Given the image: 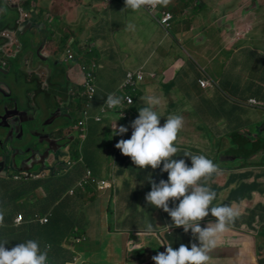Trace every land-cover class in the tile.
Returning <instances> with one entry per match:
<instances>
[{
  "label": "crops",
  "instance_id": "obj_1",
  "mask_svg": "<svg viewBox=\"0 0 264 264\" xmlns=\"http://www.w3.org/2000/svg\"><path fill=\"white\" fill-rule=\"evenodd\" d=\"M4 1L7 0H0V24L3 20L9 29L0 27L1 36L9 33L8 46L16 41L21 51L23 46L35 49L32 47L37 40V53L43 47L39 55L44 61L53 58L56 63H62V58L53 49L52 39L44 36L49 34L54 38L60 26L75 27L76 33L69 28L62 41L74 56L83 57L81 64L95 66L98 89L94 100L97 106L108 94L120 93L128 72L143 73L133 93L134 102L126 108L127 118L132 116L134 121L137 115L132 114L133 109L144 107L141 97L151 95L161 101L155 108L162 116L161 125L169 115L185 119L186 124L178 133L175 145L181 151L175 158L185 159L191 166L190 157L183 156L189 151L205 155L219 165L223 170L221 174H214L208 181L217 193L213 204L230 205L241 213L217 238V256L222 254V259L228 258V264H260L264 251L256 253V238L264 232V69L251 78H247V72L255 71L253 64L257 58L263 60L264 0H171V4L163 7L174 16L168 32L145 10L125 8V0H24L15 24L16 18L12 14L7 16V11L15 10L17 6L8 2L6 5L10 9L6 10L1 8ZM208 4L212 15L205 19L201 14ZM77 15L81 23L76 20ZM187 21L191 22L189 28L183 24ZM233 23L237 25L232 26ZM129 24L135 29L129 30ZM241 28L252 37L246 33V37L238 41L235 35L224 39L228 33ZM212 35L214 47L210 46ZM22 36L25 40L20 43ZM256 36L261 39L255 41ZM239 41L243 42L237 45ZM5 42L0 38L1 47L7 46ZM8 53H13V47ZM64 61L69 62L68 58ZM71 62L65 72L70 80L69 90H64L54 76L47 77L43 66L31 68L32 73L44 79H39L38 98L35 95L37 105L28 109L30 117L42 116L41 122L49 120V123L54 122V117H60L64 122L72 120L60 112H63V106L56 102L58 97H65L70 92L73 113L72 88L82 83L84 75L80 65ZM29 64L33 62L29 60ZM203 73L212 78V86H200L199 80L205 78ZM30 79L29 86L34 82L32 77ZM255 80L260 84L254 83ZM56 87L54 95L52 92ZM46 93H50L56 102L54 113L49 112V116L36 113L41 103H52L45 98ZM252 99L257 104L250 103ZM93 111L95 114L97 109ZM108 114L104 117L109 120L105 121L106 125L87 124L97 132V138L87 127L85 155L93 174L108 180L109 189L98 191L94 185V188H77L70 194L87 167L79 159L72 167L68 166V162L73 161L69 160L73 147L54 150L49 167L51 172L34 174L30 180L27 173L13 179L0 173V193H6V198L4 194L0 197V210L5 213L7 225L0 228V243L7 241V249L31 239L38 241L42 249H47V264H155L152 257L165 252L167 245L178 249L181 244L191 248L193 242L199 243L190 230L185 233L183 227L169 228L172 219L168 213L146 202L145 196L151 191L149 175L158 183L161 179L167 180L168 174L160 169L153 170L151 166L139 169L130 157L114 148L121 137L111 144L114 161L106 162L100 170L109 173L111 178L96 173L99 170L92 163L99 156L97 147L102 145L108 151L111 140L108 137L113 134L111 124L116 121L117 126L122 125L118 118L108 119ZM131 122L123 126L128 127V133L132 135ZM63 127L73 129V125L67 123ZM101 135L106 138L97 144ZM72 140L75 144L74 135ZM260 147L262 150L257 154L261 157L257 160L253 150ZM29 199H33V203L27 201ZM178 203L170 201L169 206L176 207ZM37 216L48 217L50 221L42 224L36 220ZM20 217L23 218L21 223L17 222ZM216 219L210 214L200 222L201 227H207ZM146 222L154 225L152 234H145ZM208 256V264H214L211 261L216 258L215 249L209 250ZM222 259L217 264H222Z\"/></svg>",
  "mask_w": 264,
  "mask_h": 264
},
{
  "label": "clouds",
  "instance_id": "obj_2",
  "mask_svg": "<svg viewBox=\"0 0 264 264\" xmlns=\"http://www.w3.org/2000/svg\"><path fill=\"white\" fill-rule=\"evenodd\" d=\"M171 0H125V8L139 11L143 8L167 7ZM134 30L133 24L128 25ZM213 85V84H212ZM123 97L108 94L106 105L110 109L122 105ZM141 100L145 106L139 108L138 117L131 122L132 135L130 139H120L115 147L123 155L131 158L139 169H160L168 174V179H161L158 183L149 175L151 191L146 196V202L162 209L172 219L169 228L183 227L185 233L189 230L194 240L191 248L181 244L178 249L167 245L165 252H159L152 257L155 264H208V252L216 245L217 238L224 233L228 226L234 224L241 215L239 210L230 205H214L217 199L216 191L212 190L208 181L213 175L223 171L205 155H197L185 151L183 156L190 157L191 166L185 159H176L181 149L178 143V133L183 129L184 119L179 115L167 116L161 125L160 117L155 110L161 101L155 96H143ZM113 135L123 136L129 131L126 126H117L116 121L111 124ZM179 201L176 207L169 203ZM211 205V208L209 207ZM211 214L217 218L209 222L207 227H201V221ZM7 227L5 213L0 210V228ZM154 225L145 223V234H152ZM139 234V233H138ZM7 241L0 243V264H47L48 251L42 249L36 240L19 243L10 250L5 247Z\"/></svg>",
  "mask_w": 264,
  "mask_h": 264
},
{
  "label": "rangeland",
  "instance_id": "obj_3",
  "mask_svg": "<svg viewBox=\"0 0 264 264\" xmlns=\"http://www.w3.org/2000/svg\"><path fill=\"white\" fill-rule=\"evenodd\" d=\"M4 2H6V3L5 4L3 3V6L1 8H4V9L7 10V8H9V7L6 4H8L9 1L7 0V1H4ZM171 3H172V1H171ZM190 6L192 7L193 5L190 4ZM208 8H209V4L205 8V10L202 11V14H201V16L204 17L205 19L206 18L208 19L209 14L212 15L211 14V10L209 11ZM78 12L80 13V10H78ZM146 12L149 14L148 11H146ZM162 12L164 13V12H166V10L163 9V6H160L159 9L157 10V14L156 15L161 16V13ZM79 13H78V15H79ZM10 14H12V17H15L16 18V20H13V23L15 24V21H18V19L20 17V13H19L18 8H16L15 10H11L10 9L9 11H7V16H9ZM196 14H198V12H196ZM78 15L75 18H76V20L79 23H81V21L78 18ZM258 16H260V18H261V15H258ZM6 20L7 19L5 18V21ZM9 21H7V22H9ZM183 24L186 25L187 28H189L190 25H191V22H188L187 21V22H185ZM231 25L232 26L233 25H237V23H235V24L233 23ZM0 27L2 29H5V30H8L9 29V27L7 26V23L6 22H3V20H2V24H0ZM54 27H56V24H54ZM171 27L168 28V31L171 29ZM69 28L73 31L74 34L76 33L75 27L73 25H65V26H60L58 28V30H57L58 37H57V35H55V37L53 38L52 36H49V34H46V36H44L46 38L47 37H50V39H52L51 40V43L53 45V49L55 48L54 51L56 52V55L58 54L57 56H59L60 59L62 58L61 65L59 63H56V61L53 58L50 59V61H44V60H42L40 58V55L37 53V47L39 46L37 40L34 43V47H32V48H35L36 47L35 49H30V47L23 46V50L21 52L20 51L17 52L16 50L19 49V43L16 42V41H14L11 46H9V48L13 47V53L9 56V64L13 63V67H12V70L10 72L11 75L9 77H7L6 80L10 83V85L17 87L18 91H15L14 97L15 98H18V99H21L24 102V105L22 106V108L31 109V104H32V107H33V105H35V106L37 105V99H36L35 95L38 98V87L41 86V81H43V79H44V78H41L40 77L41 75H38L40 78H38L35 75L30 76V78L32 77L34 79V82H33V84H31V86H29L28 82L30 80H28V82L26 81V79H25V77L23 75V72L24 73L25 72L32 73L31 72V70H32L31 68H33V67L43 66L44 69L47 71L46 72V76L47 77H49V75L54 76V80L55 81L58 80L57 82H60L62 84V87H63L64 90H66V89L69 90L70 80H69V78H67V75H65V72H67V70L70 68L72 62L69 61V62L66 63L64 61L67 58V52H66L67 51V48L65 46V43L62 41V39L69 33ZM37 32H39V31H37ZM246 33H247L246 32V29L245 28H241L239 30H236L235 33L234 32L233 33H228L227 36L224 39H228L229 37L234 38V35H235V37H236L235 39H236V41H238V39H244L246 37L245 36ZM247 36L248 37H252L251 34H249V33H247ZM40 37H41V35H39V38ZM5 38H7L5 40L6 41L5 43L8 44L10 42V39H9V37H5ZM259 39H261V36H256V38L254 40L256 41V40H259ZM24 40H25V36H22V38L20 39V43L22 41H24ZM223 41L224 40H222L221 42H223ZM213 42H214V36L212 35L210 46L213 45ZM242 42L243 41H239L237 43V45H240V43H242ZM233 44H234V42H233ZM16 45H18V46L16 47ZM182 47L185 48V45L182 44ZM212 47H214V46H212ZM237 47H239V46H237ZM208 48L209 47H206L205 50H208ZM7 53H8V51L6 52V54L4 55V57H7L8 56ZM16 53H17V57H16ZM261 58H263V60H261L260 58H257L255 60V63L253 64V66L255 67L254 68L255 71L254 72H247V78H251L253 76H256L258 74V72H261L264 69V54H261ZM29 60H31L33 62V64L30 65L29 64ZM44 69L41 68V70H44ZM200 80H202V81L199 84H201L202 82H206L203 79H200ZM38 82H40V83H38ZM254 83L260 84L258 82V80H255ZM72 84H73V86H76V84H74V82H72ZM248 84H250V82H248L247 85ZM206 86H207V83H206ZM35 90H36V93H35ZM56 90H57V87L52 92V94L56 95ZM73 92H74V90H72V95H73ZM45 98L47 100H49V101L51 100L52 103L51 104H47V103H43L42 104L41 103V107H44L45 109L44 108H41L39 106L40 108L37 109V112L36 113L37 114H40V115L47 114V116H49V112L54 113V108H55L54 107L55 106L54 104L56 102H57L58 105L59 104L62 105L63 106V112L62 111H60V112L61 113H64L65 115H67L69 117L68 119L72 118V120L69 121V125L70 126L73 125V135L75 136V144L73 143V145H71V143H69L68 145L65 146L66 147L65 150H67V149H69L71 147H73V149H74L72 156L69 157V160L70 159H73V161H71V162H73L75 164L76 163L75 161H77L79 159V161H82L81 162L82 164H85L88 167H90L89 166V163L87 162V158H86V155H85V150H86V147H87V145H86V137H87V134H88V132H87L88 131V129H87L88 125L87 124L88 123L92 124L93 121L92 120H89L87 123H85V125L83 127L84 128V131H83L82 134L78 132L79 128L76 125H78L79 120H83L85 122V116L82 114V111H78L77 110L78 106H81V104H80V101L81 100L78 99V98H74L73 97V105H72V107H73L72 112L73 113H71V108H70L71 100H69V99H71V93L70 92L65 97H63V95L60 96V97H58L57 100H56V102H55L54 98L51 99V94L50 93H46L45 94ZM5 99L7 100V99H10V98H5ZM67 101H69V104L68 105H66ZM3 103H6V102H3ZM65 106H67V107H65ZM136 107H138L137 104H136ZM32 113L36 114L35 111H32ZM64 114H61V115H64ZM132 114L133 115H137V117H138L139 110L138 109H133ZM34 117L35 116H33V118ZM107 118L108 119H111V120H114V119L118 118L119 122L122 123V125H127V126L132 121V116L130 118H122L118 114H114V113L108 114V117ZM39 119H40V123L38 125L35 123L34 119H32L31 120L32 122L30 123V126H31L30 130H32V132H34L35 134H38V135H40L42 133V127H41L42 126V123H43V127H44V133H45V128L47 126H51V127H54V126L61 127L64 124L63 123L64 121H62L60 117H56V118L54 117V122H52V123H49V120H46L44 122H41L43 120V117L42 116H39ZM105 121L106 122H109V120H105ZM105 121L99 123V125L100 126H103L104 124L106 125V122ZM184 124H186L185 119H184ZM74 128L77 130V132L74 130ZM48 129H49V132H51V129L49 127H48ZM89 129L92 132L95 131V130H93L91 128H89ZM35 134H29V137H27V138L30 141H32L33 139H36V141H39V136L38 135H35ZM93 135L95 136V138H97V132H93L92 133V136ZM118 137H120V136L116 135V137H115V135H113V134L111 135V133H110V137H108V139L111 138V140H109V143H110L109 150L107 151V150H105L103 148L102 145H99L97 147V149H98L97 153L99 154V156L96 157L97 158V161L94 164L92 163V165L93 166H97L96 169L99 170L96 173L100 172L104 177H106L108 179L111 178L110 177V174L107 173L106 171H103V170L100 171V170L103 168V166L105 165L106 162L108 164L109 163L111 164L114 161L115 152L112 150L111 144L113 143V141H118ZM105 138H106V136L101 135L99 137L98 142H96V143L97 144L101 143ZM114 139H116V140H114ZM31 146L33 147V145H31ZM114 148H115V146H114ZM255 149L257 150V148H255ZM24 156H22V157H24ZM27 156L29 157L30 155L27 154ZM254 157L257 160H259L260 157H261V155L260 154H257ZM51 160L49 161V163H51ZM21 162H22V159H21ZM48 171L51 172L50 169H48ZM65 174L66 173H64V175ZM1 175H3V173H1ZM28 180H30V179H28ZM4 187H5V185H4ZM94 187L95 186H93L92 188H94ZM31 188H33V186H31ZM97 188H98V191L101 190L99 187H97ZM3 194H4L5 198H6V193L5 192H1L0 193V197L3 196ZM27 201L33 203V199H29ZM256 241H257V244H258L257 245V249H256V253L257 254H259V253L261 254V251H264V232H262V233H260L258 235V237L256 238ZM253 244L255 245L254 242H253ZM224 245L225 246H228L227 244H224ZM233 248H234V246L231 249H233ZM239 248H241V247H239ZM213 249H215V256H216V258L214 257L215 259H213L211 262H213L214 264H217L223 258V255L220 254L219 256H217V252L219 250L218 245H215V247L214 248H211L210 250H213ZM238 250L240 251V249H238ZM242 255H244V254H242ZM262 258H264V256ZM232 260H234V257L232 258ZM222 261L225 262L226 264H228L229 259L228 258H224V259H222ZM248 261H249V255H248Z\"/></svg>",
  "mask_w": 264,
  "mask_h": 264
},
{
  "label": "water",
  "instance_id": "obj_4",
  "mask_svg": "<svg viewBox=\"0 0 264 264\" xmlns=\"http://www.w3.org/2000/svg\"><path fill=\"white\" fill-rule=\"evenodd\" d=\"M41 49H43V47ZM41 49L38 54H40ZM0 94L4 99L8 98L2 88H0ZM16 113L17 112H15V114ZM9 114L10 107L8 103H2L0 100V121L9 122L8 124H0V167L4 168V173H28L29 179L35 175H40V173L47 172L48 169H50L49 167H51L49 161L51 159L53 160L50 151L53 149L54 145L57 144V141L53 140L49 135L47 137H42L32 132V130H30L31 126L24 123L26 120L21 118L20 113L13 116H9ZM14 117L18 119L13 121ZM10 118H12L11 122L8 121ZM34 121L38 125L40 123L39 117H35ZM30 122L32 121L30 120ZM29 134L38 135L39 141H36V139L30 141L27 138ZM31 145H33V147ZM44 147H47V149L44 150ZM27 154L30 156L28 157ZM11 159L12 161H10ZM52 167L54 166L52 165ZM2 172L3 171L0 170V173Z\"/></svg>",
  "mask_w": 264,
  "mask_h": 264
},
{
  "label": "built area",
  "instance_id": "obj_5",
  "mask_svg": "<svg viewBox=\"0 0 264 264\" xmlns=\"http://www.w3.org/2000/svg\"><path fill=\"white\" fill-rule=\"evenodd\" d=\"M9 1V4H16L17 8L21 11V5L23 4V1L24 0H8ZM160 6H157L156 8H143V10H146L149 12V14L151 15V17L153 19H155L164 29H166L168 31V28L171 27L172 25V20H173V14L171 12H162L161 13V16L159 15H156L157 14V10L159 9ZM26 17H27V14H26ZM4 36L5 37H10V34L9 33H4ZM67 58L69 61L73 60V57H74V54L72 53V51L70 49H67ZM95 66H91V70H87L85 68H82L83 69V80H82V86L85 90V93L88 92L89 94L87 95V99L90 100L92 98V94L93 92L95 91V85H94V82H95V75L93 74V68ZM143 78V73L139 72V73H132V72H128L126 74V80H125V83L123 85L124 88L126 87H129V86H135L136 84H138L140 82V80ZM204 81L206 82H202L200 84V86L202 88H207V87H210L212 86V82L210 79H203ZM202 80L199 81V83L201 82ZM206 83H207V86H206ZM133 103V98L129 95V94H124V99H123V105H121L120 107H117V108H114V109H110L107 107V105H104L102 108H101V113L102 114H105L107 115L108 113L110 112H114V111H119L121 110V112L119 113L120 117L122 118H127L128 114L123 111V107L124 108H127V106L131 105ZM250 103L252 104H257V101L252 99L250 100ZM82 114L85 116V121H87L88 119L91 118V114H89V111L88 110H83L82 111ZM95 120L96 121H101L102 120V117L101 116H96L95 117ZM85 124V122L83 120H80L78 122V128L80 129L83 125ZM68 166L72 167L73 166V162H68ZM96 183L100 189H106V188H109L110 187V184L109 182L105 181V180H98L96 179L91 170L90 169H87L86 170V174L85 176L81 179V181L79 182V186L80 187H84L86 185H89V184H94ZM70 194H74V190H71L70 191ZM36 220L40 221L42 224H47L49 223L50 219L48 217H41V216H37ZM23 221V218L20 217L17 219V222L21 223Z\"/></svg>",
  "mask_w": 264,
  "mask_h": 264
},
{
  "label": "flooded vegetation",
  "instance_id": "obj_6",
  "mask_svg": "<svg viewBox=\"0 0 264 264\" xmlns=\"http://www.w3.org/2000/svg\"><path fill=\"white\" fill-rule=\"evenodd\" d=\"M0 38H3V39H7L5 38V36H1V33H0ZM9 49V46L7 44L4 45V47H1L0 45V88H2V90L4 91L5 95L8 96V98L10 99H4L3 96L0 94V100L1 102H6L8 103L9 107H10V114L9 116H13V115H16L17 113H20L21 115V118L23 120H26L24 121V123L27 125H30L29 123L30 120L34 119L36 116L35 115H32V117L29 116V113H28V109L27 108H22V106L24 105V102L21 100V99H18V98H15L14 97V93L15 91H18L17 87L15 86H12L10 85V83L6 80L7 77H9L11 74V70H12V67H13V63L9 64V56L10 54L7 53V57H4V55L6 54V52L8 51ZM17 52H21V46H19V49L16 50ZM17 55V54H16ZM17 57V56H16ZM23 75L26 79V81L28 82V80L31 81L30 79V76H31V73L29 72H23ZM32 75H35L37 76V74L35 73H32ZM33 79V78H32ZM29 81V82H30ZM34 81V79H33ZM28 82V84H29ZM31 107H32V104H31ZM17 108V110H16ZM17 112L15 114V112ZM33 116H35L33 118ZM15 119H18L17 117H14L13 121ZM8 121H12V118H10ZM8 124L9 122H3L2 120L0 121V124ZM64 123H67L69 124V122H64ZM42 133L40 134L42 137H47L48 135L55 141H57V144L54 145L53 149L50 151V155L52 154V152H54V150H58V149H64L66 145H68L69 143H71V145H73V129L72 130H67L65 129L66 127H57V126H54V127H51V126H47L45 128V133H44V127H43V123H42ZM48 127L51 129V132H49V129ZM47 147H44V150H46ZM53 158V157H52ZM12 161V159L10 160ZM0 170H2L3 174L6 175V173H4V168L3 167H0ZM12 170V169H10ZM20 174L21 176H25V173L23 172H18V173H13V172H9L8 175L9 176H12L11 179L17 177V175ZM28 174V173H27ZM27 176V175H26Z\"/></svg>",
  "mask_w": 264,
  "mask_h": 264
},
{
  "label": "trees",
  "instance_id": "obj_7",
  "mask_svg": "<svg viewBox=\"0 0 264 264\" xmlns=\"http://www.w3.org/2000/svg\"><path fill=\"white\" fill-rule=\"evenodd\" d=\"M1 29V28H0ZM64 42V41H63ZM28 43H29V41H28ZM65 43V42H64ZM77 54V53H76ZM84 61V59H83V57H81V55H79V54H77V55H75L74 57H73V65L75 64V63H78V65H80V67H81V70H82V73L84 72L83 71V69L82 68H85V69H87V70H91V66L90 67H88V65H86V63H83V64H81L82 62ZM93 70V74H94V71H95V67L92 69ZM204 75H205V78L204 79H210V80H212V78L208 75V74H206V73H203ZM95 75V74H94ZM96 78V77H95ZM125 80H126V76H125ZM125 80H124V82H123V84L121 85V87H120V93H115V95L116 96H119V97H123L124 98V94H129L132 98H133V102H134V91L137 89V87H138V84H136L135 86H129V87H126V88H124L123 87V85H124V83H125ZM94 85H95V91L93 92V94H92V98L90 99V100H88L87 99V95L89 94L88 92H86L85 93V90H84V88H83V86H82V83L80 84V85H78V87H75V88H73V90H74V92H73V97L74 98H78V99H80L81 101H80V104H81V106H78V108H77V110L78 111H83V110H88L89 111V114H91V118L90 119H88L87 121H85V123H87L89 120H92L93 121V123H95V124H99V123H101V122H104L105 120H107V119H104V117H105V114H102L101 113V108L104 106V105H106L105 103H106V100H107V96H106V98L103 100L104 102L103 103H101V104H99L98 106H97V104H95L96 103V100H94V99H96V94H97V89H98V87H97V84H96V79H95V82H94ZM123 105V104H122ZM120 107V106H119ZM96 110L97 109V112L94 114L93 112V110ZM123 109V111H125L126 112V108H122ZM114 112H116L118 115H119V113L121 112V110H119V111H114ZM96 116H101L102 117V120L101 121H96L95 120V117ZM104 120V121H103ZM80 121V120H79ZM85 125V124H84ZM84 125L78 130V132L79 133H83V131H84ZM78 126V125H77ZM88 132V131H87ZM121 137V139H129V138H131V134H129L128 132L126 133V134H124L123 136H120ZM262 150V148L260 147L259 149H255V150H253V155H255V154H257V153H259L260 151ZM84 166H85V164H84ZM87 169H90V167H85V170H84V174H83V176H82V178L85 176V174H86V170ZM91 170V169H90ZM91 172H92V170H91ZM92 174H93V172H92ZM93 176L96 178V179H98V180H102V179H100L98 176H95L94 174H93ZM81 178V179H82ZM81 179L79 180V182L81 181ZM105 181H108V180H105ZM79 182L77 183V184H75V186H74V188H73V190H74V193H75V190L77 189V188H81V189H85L87 186H97V187H99L96 183H94V184H89V185H86V186H84V187H80L79 186ZM7 217L9 218V215H7ZM264 258H260V264H264ZM221 261V260H220ZM222 264H225L224 262H222Z\"/></svg>",
  "mask_w": 264,
  "mask_h": 264
},
{
  "label": "bare ground",
  "instance_id": "obj_8",
  "mask_svg": "<svg viewBox=\"0 0 264 264\" xmlns=\"http://www.w3.org/2000/svg\"><path fill=\"white\" fill-rule=\"evenodd\" d=\"M242 220V219H241ZM243 221V220H242Z\"/></svg>",
  "mask_w": 264,
  "mask_h": 264
}]
</instances>
